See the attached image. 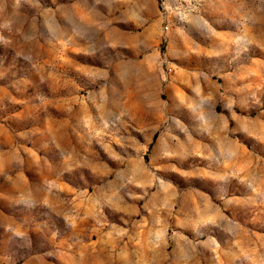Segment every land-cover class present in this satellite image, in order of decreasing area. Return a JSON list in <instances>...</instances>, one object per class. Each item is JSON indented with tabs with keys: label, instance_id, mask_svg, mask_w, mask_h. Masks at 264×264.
I'll list each match as a JSON object with an SVG mask.
<instances>
[{
	"label": "rangeland",
	"instance_id": "1",
	"mask_svg": "<svg viewBox=\"0 0 264 264\" xmlns=\"http://www.w3.org/2000/svg\"><path fill=\"white\" fill-rule=\"evenodd\" d=\"M0 264H264V0H0Z\"/></svg>",
	"mask_w": 264,
	"mask_h": 264
}]
</instances>
